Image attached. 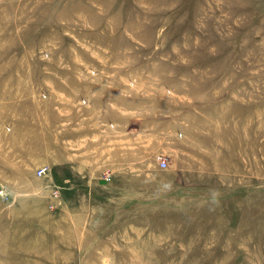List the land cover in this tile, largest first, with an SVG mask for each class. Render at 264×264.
Masks as SVG:
<instances>
[{
	"label": "rangeland",
	"instance_id": "obj_1",
	"mask_svg": "<svg viewBox=\"0 0 264 264\" xmlns=\"http://www.w3.org/2000/svg\"><path fill=\"white\" fill-rule=\"evenodd\" d=\"M12 239L264 264V0H0V264Z\"/></svg>",
	"mask_w": 264,
	"mask_h": 264
},
{
	"label": "bare ground",
	"instance_id": "obj_2",
	"mask_svg": "<svg viewBox=\"0 0 264 264\" xmlns=\"http://www.w3.org/2000/svg\"><path fill=\"white\" fill-rule=\"evenodd\" d=\"M11 231H13V230H11ZM18 233H19V231H17ZM1 233H2V231H1ZM14 233L16 234V232L14 231ZM10 234V233H9ZM24 235V234H23ZM3 236V235H2ZM15 237H16V235H15ZM18 239H19V234H18V237H17ZM17 239V240H18ZM2 240V239H1ZM13 240V242H10L11 244H12V246L9 248V250H8V256H9V254L10 255H12V256H10V261H9V263H7V264H25V262H24V256H23V254L25 253L27 256H26V262H27V260L29 259V254L31 255V258H32V260H33V262H35V260H36V257H34L33 256V251H31V250H27V249H21L22 250V253H21V255H22V257H21V259L20 260H18L17 259V257H16V255H15V253H14V251H16V246L15 245H17V243H14L15 242V239H12ZM5 241V240H4ZM3 241V242H4ZM8 241H9V239H8ZM7 241V242H8ZM6 242V243H7ZM51 242H53V241H51ZM6 243H2V244H6ZM1 244V245H2ZM3 246V245H2ZM36 246H38V245H36ZM44 246V245H43ZM42 246V247H43ZM41 247V248H42ZM27 248V247H26ZM40 248V249H41ZM47 249H48V247H46ZM4 249V248H3ZM17 250H20L19 248H17ZM33 250V249H32ZM49 250V249H48ZM29 251H31L30 253H29ZM51 252V251H50ZM7 253V252H6ZM35 253V252H34ZM36 254V253H35ZM51 254V253H50ZM5 255V254H4ZM49 255V254H48ZM0 256H3V254H2V251L0 250ZM36 256V255H35ZM39 256V255H38ZM37 256V257H38ZM39 258H40V256H39ZM42 258V257H41ZM38 259V258H37ZM54 259V261H56L55 260V258H53ZM60 259V258H59ZM6 260V259H5ZM4 260V261H5ZM9 260V259H8ZM40 261V260H39ZM41 262V261H40ZM49 262V261H48ZM28 263V262H27ZM39 263V262H38ZM30 264V263H29ZM40 264V263H39ZM55 264V263H54ZM95 264V263H94Z\"/></svg>",
	"mask_w": 264,
	"mask_h": 264
},
{
	"label": "built area",
	"instance_id": "obj_3",
	"mask_svg": "<svg viewBox=\"0 0 264 264\" xmlns=\"http://www.w3.org/2000/svg\"><path fill=\"white\" fill-rule=\"evenodd\" d=\"M157 161H158L159 165L162 168H165V167L168 166L167 159L161 154H158ZM46 171H47V167H41V168L38 169L37 174L39 176H42V175H44L46 173ZM105 179L108 180V181L111 180V175L110 174H106ZM54 191L58 192V189L56 188Z\"/></svg>",
	"mask_w": 264,
	"mask_h": 264
}]
</instances>
